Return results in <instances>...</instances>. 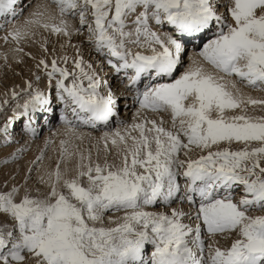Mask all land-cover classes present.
Listing matches in <instances>:
<instances>
[{
  "label": "snow or ice",
  "instance_id": "1",
  "mask_svg": "<svg viewBox=\"0 0 264 264\" xmlns=\"http://www.w3.org/2000/svg\"><path fill=\"white\" fill-rule=\"evenodd\" d=\"M17 4L0 0V17H15ZM51 4L58 24L45 19L48 5L37 6L5 42L19 44L33 25L70 37L68 18H78L76 34L86 33L115 75L130 82L139 109L161 119L105 131L103 159L99 149L95 160L90 150L79 152L74 169L65 161L77 152L62 140L55 170L40 177L43 189L28 177L0 182V264H264V116L248 114L264 100L242 91L264 92V0ZM209 32L213 38L177 76L186 45ZM69 59L36 64L50 86L55 82V96L27 82L26 98L16 104L21 111L14 110L28 119L25 133L35 137L34 121L54 105L70 111L73 119L62 113L60 120L73 133L81 125L107 126L118 115L116 95L93 64L78 53L69 68ZM12 123L0 128L5 146ZM177 202L189 210L172 207Z\"/></svg>",
  "mask_w": 264,
  "mask_h": 264
},
{
  "label": "rangeland",
  "instance_id": "2",
  "mask_svg": "<svg viewBox=\"0 0 264 264\" xmlns=\"http://www.w3.org/2000/svg\"><path fill=\"white\" fill-rule=\"evenodd\" d=\"M53 14L54 15H50L49 13H47L45 19H48V16L50 15L51 17H54V19H49L48 22L58 24L60 19L59 14L58 13H53ZM31 15L32 14H30L27 19H29ZM8 33L11 32L10 31L6 32L4 37L8 36L9 35ZM4 37L0 38V109H2L0 110V128H2L9 120H11V115L12 112L14 111V106L17 103V101L24 102V99L26 98L22 95L23 93L22 84L21 82H19L18 73H15L17 70L21 74L20 78L27 77L26 81L32 82L33 89L39 90L41 89V85L37 84L34 73L42 76L41 81L44 82L43 83L44 87L50 86L47 78L43 77V74L38 72L36 68V64L40 59H45L50 64L53 58H56L58 61H60L64 55H67L70 58L67 66L71 68L72 60L77 58L78 53L80 56L83 57L79 44L75 43L74 45H70V42H72L71 39L72 36L71 37L68 36L67 38V36L65 35L63 37V34L61 35L53 34L50 30L46 31L43 28L36 25H33L31 27V29L29 30V34L24 39H22L19 44L11 40V37H9V41L6 43ZM17 48H22L23 51L17 52L16 51ZM45 48H47V51H45ZM5 57L7 59H5ZM84 61L87 62L85 59ZM59 66L64 67L65 65L61 62ZM20 69H22V71ZM247 89L251 90L249 88H246V90L242 88V91L245 90L247 91L246 94L248 93V95H246L245 91H243L245 96H251L253 99L264 100V92L261 91L254 92L253 90L248 91ZM13 91H15L18 94L17 99H13L12 96ZM249 92H251L252 94L251 93L249 94ZM5 101H7V103H5ZM248 114L252 116H264V105H256V106L249 105ZM144 119L156 120L159 123L161 119V115L147 111H141L136 116L133 122L124 125L130 126L133 123L142 122ZM163 119L165 120L164 126L166 128L170 127L169 117L167 115H164ZM77 130L79 129L77 128ZM77 130L75 133L70 132L68 129L66 131H63V133L61 134V138L55 139L54 143L49 144L51 146L49 145L44 146L42 147L41 150L34 149L35 151L33 150L34 152H32L33 156L35 155V152L36 154L39 155V156L36 155L37 158L43 156L42 160H37V158L36 160L39 163L44 162L50 171H54L55 166L60 158L61 141L63 140V141H68V148L70 152H77V156H74L71 160L65 161V164L69 169H74L75 164L78 161L79 152H83L87 154L88 151L90 150L92 153L93 160H95L97 150L99 149L102 160L104 156V152H103V141L101 140V137L103 136V134L98 136H93V135L86 136L83 135L82 133H78ZM238 147H240V145H233L234 149ZM1 149L2 146H0V150ZM7 156L8 155L6 156L0 155V182H3L4 180H8L11 183L12 182L11 177L14 176L16 178V181H18L19 183H23L24 178L28 177L29 185L31 187L33 188L40 187L42 189L45 187L44 185L39 183L40 181L39 178L38 179L37 178L35 179V177L33 178L30 173V170L25 169L26 166L22 163L23 160L22 158L12 160V158H9ZM5 159H8L10 161L8 165L3 164V161ZM109 160L110 161L112 160L111 156L109 157ZM17 163L19 164L16 166ZM64 166L65 165L62 164L61 168L63 169ZM115 215L119 216L122 215V213Z\"/></svg>",
  "mask_w": 264,
  "mask_h": 264
},
{
  "label": "bare ground",
  "instance_id": "3",
  "mask_svg": "<svg viewBox=\"0 0 264 264\" xmlns=\"http://www.w3.org/2000/svg\"><path fill=\"white\" fill-rule=\"evenodd\" d=\"M48 5V13L50 15H54L53 13H58L55 6L51 4V0H18L17 8V15L15 17L6 16L0 17V38L4 37L6 32H12L16 28H20L21 30L24 29V21L32 14L35 10H37V6ZM223 10V9H221ZM68 23L70 25L71 31V39L70 45H74L75 43L80 45L81 53L83 58L93 64V67L96 69L97 74L100 76L102 82L107 81L108 85L111 86L112 91L115 93L117 98V113L118 115L113 118L112 121L107 126L99 125L97 128H91L88 126H79L77 130L78 133H82L83 135H93L98 136L103 134L105 131H112L120 128L121 124H130L136 118V116L141 112L139 109V105L135 103V88L129 90V81L124 78L122 75L117 77L114 71L107 65L104 61V58L99 56L91 47V45L87 42V34L83 33L77 35L74 31L77 27H79V20L78 18L73 19L71 17L68 18ZM9 34V33H8ZM61 35V34H60ZM214 32H209L203 39L197 42L196 45L191 43L187 44V50L185 56L183 58V66L179 68L176 75L178 76L180 73L184 72L189 65L191 64V59L196 58L195 53L199 50V47L206 42L207 40L213 38ZM64 37V35H63ZM68 38V36H67ZM66 38V39H67ZM2 40V39H1ZM68 41V40H67ZM66 42V41H65ZM69 43V42H68ZM6 47V46H5ZM144 54H150V52L145 51ZM22 71V69H20ZM15 73H18L19 82L22 84V91H28L27 89V77L20 78L21 74L17 70ZM22 73V72H21ZM44 82L41 80L37 82V84L41 85L42 92L50 94L51 96H55V88L53 84L48 87H44ZM47 83V82H46ZM48 84V83H47ZM140 87L141 90L142 86ZM246 90V88H243ZM243 90V91H245ZM248 90V89H247ZM251 91V90H248ZM247 91H245L246 94ZM255 92V91H254ZM253 92V93H254ZM251 92H249L250 94ZM252 94V93H251ZM248 95V93L246 94ZM23 104V101H17V103ZM16 103V104H17ZM16 104L14 106V110L16 113H19L21 109L16 108ZM55 111L51 114H46V116L40 117L37 121H34L33 126L36 128V136L33 137L23 131V127L25 124L28 123L27 117H15L14 111L11 115V120L13 123L9 126L8 132L9 135L7 139L11 141L10 144L5 146V138L4 134L0 133V146L2 149L0 150L1 156H6L12 158L13 154H17L19 158H22V163L26 166L25 169L30 170L32 177L35 179L39 178L43 175L45 179L47 178L46 173L50 170L46 166L44 162H38L36 160L38 154L33 156L32 152L34 149H42V147L47 146L51 143H54L55 139H60L61 134L63 131H66L65 125L60 120V116L63 113L61 106L54 105ZM68 116L69 119H73L71 116L70 111L67 113H63ZM50 141V143H49ZM51 146V145H49ZM18 150H20L18 152ZM34 150V151H33ZM39 150V151H40ZM39 153V152H38ZM199 153H194L193 158H198ZM39 156V155H38ZM19 163L16 164V166ZM49 170V171H48ZM179 182L181 183V187H183L184 180L183 177L179 178ZM239 198V197H237ZM174 208L183 209L184 211L189 210V206L187 203L180 204L174 203L172 205ZM153 211H164L163 207L151 209ZM112 215V214H107ZM116 216V215H114ZM115 218V217H113ZM220 243L224 246H227L228 241L221 240Z\"/></svg>",
  "mask_w": 264,
  "mask_h": 264
}]
</instances>
